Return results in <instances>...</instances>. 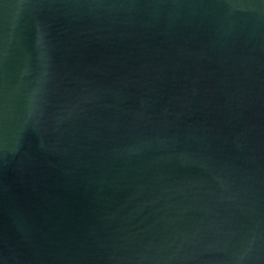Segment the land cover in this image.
<instances>
[{"label": "water", "instance_id": "95a60500", "mask_svg": "<svg viewBox=\"0 0 264 264\" xmlns=\"http://www.w3.org/2000/svg\"><path fill=\"white\" fill-rule=\"evenodd\" d=\"M0 264H264V0H0Z\"/></svg>", "mask_w": 264, "mask_h": 264}]
</instances>
